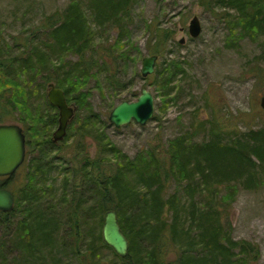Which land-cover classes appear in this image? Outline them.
Listing matches in <instances>:
<instances>
[{
  "label": "trees",
  "instance_id": "1",
  "mask_svg": "<svg viewBox=\"0 0 264 264\" xmlns=\"http://www.w3.org/2000/svg\"><path fill=\"white\" fill-rule=\"evenodd\" d=\"M217 1L237 10L243 36H264V0ZM134 2L71 0L65 9L46 16L30 34L15 36L11 43L0 40V71L16 79L34 72L43 78L45 87L54 82L65 91L68 101L73 94L72 100L80 107H89L87 94L72 91L87 77H97L101 91L102 75L115 92L126 87L119 68L120 60L132 58L128 48L138 49L129 42ZM111 25L119 29L116 41L105 44L100 52L98 31L105 32ZM153 31V52L161 53L171 33L167 29ZM14 47L15 54L9 56ZM162 64L157 86L163 97H169L175 90V78L185 70L178 59ZM27 86L20 88L29 94ZM8 91L2 86L0 123L6 121L4 117H12L7 106L12 101L6 97ZM16 93L15 107L21 99L20 91ZM91 119V129L80 130L81 137L88 133L85 139L89 136L97 142L95 119ZM202 130L207 135L201 141L189 132L171 139L163 159L153 148L133 161L114 152L116 163H106L103 157H70L65 155L62 145H55L51 139L46 141L49 151L40 150L41 154L46 153L43 159L33 162L27 139L29 157L25 165L34 168V176L27 172V182L22 187H13L12 179L6 182L5 186L15 195V206L10 212L0 211L5 227L11 228L9 215L21 202L25 208L15 221V231L0 237L1 263L9 264L10 253L15 251V264H65V258L75 260V264H107L105 252L110 251L109 264H250L256 257V247L250 241L232 238L227 199L225 195L220 197L219 191L221 186L229 188L231 183L250 188L261 177L264 124L239 135L235 131L230 134L232 131L213 120L207 130ZM53 150L58 151L57 155L47 161V154ZM101 150L108 153L113 149L105 146ZM57 158L73 167L62 169L66 181L68 170H72L71 183L64 186L65 190H72V197L67 201L64 194L57 204L46 203L45 198L50 195L44 184L52 182L53 172L58 171ZM144 159L146 166L141 165ZM170 183L177 185L172 192ZM84 185L94 193L78 194V186ZM234 189L231 186L226 195L232 198ZM95 196L94 205L87 207L85 202ZM109 209L117 212L121 230L129 240L126 257L118 255L103 238L105 213ZM93 213L100 217L96 226L90 222ZM170 253L174 256L170 257Z\"/></svg>",
  "mask_w": 264,
  "mask_h": 264
},
{
  "label": "rangeland",
  "instance_id": "2",
  "mask_svg": "<svg viewBox=\"0 0 264 264\" xmlns=\"http://www.w3.org/2000/svg\"><path fill=\"white\" fill-rule=\"evenodd\" d=\"M70 1L0 0V40L2 43H11L15 36L30 34L46 16L65 9ZM132 16L129 42L135 43L138 49L130 46L128 51L132 58L120 60L119 70L126 87L115 92L108 87L104 75L100 76L99 85H102V91L97 87L95 76L87 77L74 87V93L87 94L90 106L80 107L76 100H72L74 95H70L78 109L69 126L68 140L62 143V148L66 150L65 155H75L82 160L87 156L103 157L106 163H116L115 153L120 158L126 156L133 161L142 152L146 153L155 148L163 159L171 139L189 132L195 133V139L201 141L207 135L202 128L207 130L213 120L219 121L227 130L232 131L230 134L235 131L240 135L247 133L250 128L258 129L263 126L264 109L260 106V99L264 93V36H243L240 32L241 25L237 22L239 13L236 9L217 0H136L132 7ZM194 16L199 17L202 26L197 37H193L189 31L190 21ZM154 29H167L171 33L161 53L153 52ZM118 33V27L112 25L105 32L98 31V50L102 52L105 44L115 43ZM129 42L126 43L127 47ZM10 51L12 53H8L9 56L15 54V47L13 50L10 48ZM151 54L159 56L155 71L143 77V57ZM71 59L75 60L76 57L72 56ZM175 59L182 63L185 71L175 78L172 96L163 97L157 86L160 82L159 71L163 68L162 62ZM23 84L28 85L29 94L20 88ZM45 84L43 78L36 76L34 72L25 73L20 79H16L15 76H6L0 71V88L5 86L9 90L6 97L12 100L7 103L12 117L4 118L7 122H16L25 127L33 162H39L46 154H41V148L49 151L46 141L50 139L55 128L51 120L56 115V109L51 107ZM143 88L153 93V118L146 125L132 121L116 127L109 121L112 109L123 100H136ZM16 91H20L21 99L20 105L15 107ZM91 117L95 119L98 143L89 136L85 139L88 133L81 137L80 130L91 129ZM105 146L113 150L103 153L101 149ZM56 151L47 154V161L57 155ZM56 161L58 171L53 172L50 178L52 182L44 184L50 195L45 198L46 203L52 201V204H57L64 194L67 201L72 197V190H65L64 186L71 183L73 167L59 158ZM142 161L141 165L146 166L147 159ZM65 168H71L68 170L69 174L67 173L68 181L66 173L62 172ZM33 170V167L28 168L25 165L11 178L12 186L22 187L27 182L26 173L31 171L29 175L33 177ZM176 186L170 183L169 191L172 192ZM229 186H221L219 196L225 195L227 199L226 214L231 225L232 238L252 242L256 247V257L250 264H264V170L253 187L249 188L241 183H231ZM231 186L235 188L232 198L226 195ZM78 187V194L87 196L94 193L86 185ZM95 199L97 196L88 199L86 206L94 205ZM24 208L25 204L21 202L16 211L9 215L11 228L5 227L0 214V237L6 232L15 231V221L21 218ZM94 215L90 222L96 226L100 217L99 213ZM10 255L12 260H8L9 264H15V251ZM105 255L109 264L112 252L106 251ZM173 256L174 253H170V257ZM64 263L77 262L65 258Z\"/></svg>",
  "mask_w": 264,
  "mask_h": 264
},
{
  "label": "water",
  "instance_id": "3",
  "mask_svg": "<svg viewBox=\"0 0 264 264\" xmlns=\"http://www.w3.org/2000/svg\"><path fill=\"white\" fill-rule=\"evenodd\" d=\"M202 26L198 16H194L189 25L190 34L199 36ZM184 39L181 40V43ZM159 56L151 54L143 57L141 74L147 77L155 71V64ZM47 97L52 106L59 110V125L53 134L54 142L63 140L67 134V127L73 120L76 108L67 102L65 91L54 82L47 86ZM260 106L264 109V93L260 99ZM155 105L153 93L147 88L141 90L136 100H123L118 103L109 115V121L116 127L129 124L132 121L146 125L154 116ZM26 157V135L19 123L0 124V176H10L24 163ZM15 206V196L9 189L0 188V211L10 212ZM103 238L121 257L129 253V240L122 232L117 212L109 209L105 213Z\"/></svg>",
  "mask_w": 264,
  "mask_h": 264
},
{
  "label": "flooded vegetation",
  "instance_id": "4",
  "mask_svg": "<svg viewBox=\"0 0 264 264\" xmlns=\"http://www.w3.org/2000/svg\"><path fill=\"white\" fill-rule=\"evenodd\" d=\"M65 95H66V94H65ZM66 98H67V96H66ZM67 102H68L70 105H73V106L76 108V113H77V109H78L77 104H76L75 102H73V101H68V98H67ZM54 107H55V106H54ZM55 108L57 109V115L53 116V119L51 120V121H52V125H54L55 128H54V130L51 132L50 139H51V141H52L55 145L60 146V145H62L63 142H65V140H66V138H67V136H68L69 126L72 124L73 120L75 119V117H76V113H75V117H74L73 120L69 123V125H68V127H67V134H66L65 138H64L63 140L59 141V142H54V140H53V134H54L55 130L57 129L58 125H59V110H58L57 107H55ZM2 123H15V122H7V121H5V122H2ZM0 124H1V123H0ZM20 125L23 127L24 132H26L25 127H24L22 124H20ZM25 135H26V134H25ZM28 155H29V154H28V143H27V136H26V157H25V161H24V163L18 168V170H19L23 165L26 164L27 159H28V157H29ZM18 170H17V171H18ZM17 171H16L15 173H17ZM15 173L12 174V175H10V176H9V175H8V176H0V188L8 189V187L5 186V185L7 184L6 182H7L8 180H10L11 178H14ZM13 194H14V193H13ZM14 196H15V195H14Z\"/></svg>",
  "mask_w": 264,
  "mask_h": 264
}]
</instances>
